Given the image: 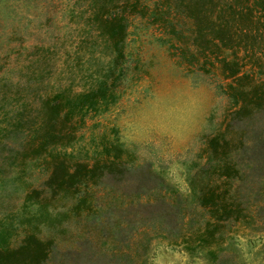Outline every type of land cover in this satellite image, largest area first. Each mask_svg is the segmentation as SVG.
Listing matches in <instances>:
<instances>
[{"label": "trees", "instance_id": "1", "mask_svg": "<svg viewBox=\"0 0 264 264\" xmlns=\"http://www.w3.org/2000/svg\"><path fill=\"white\" fill-rule=\"evenodd\" d=\"M68 16L77 38L63 50L55 85L43 88L53 49L38 44L22 64L24 77L0 81L6 87L0 90V188L17 182L23 191L20 202L0 215V264H137L157 233L188 254L200 252L214 261L231 237L225 228L230 221L264 234V126H251L249 132L230 121L207 137L202 161L188 177L190 202L201 211L196 223L188 220L181 227L185 197L173 192L172 200L160 193L140 207L122 204L107 229L94 228L110 237L104 251L100 237H76L60 247L54 236L40 233L41 227L57 228L61 217L89 213L87 186L119 183L122 193L132 195L150 178L142 165L126 163L116 147L110 152L102 146L103 157L90 162L68 160L84 114L117 98L130 17L145 18L173 36L175 55L184 63L229 80L225 90L236 103L233 118L264 109V0H72ZM81 68L84 81L75 89ZM35 166L46 174L39 187L22 178L26 167ZM10 168L18 173L8 177L4 173ZM68 196L75 200L53 210L52 201ZM148 219L156 220L152 228ZM88 227L84 224V231ZM123 231L133 236L122 238Z\"/></svg>", "mask_w": 264, "mask_h": 264}, {"label": "rangeland", "instance_id": "2", "mask_svg": "<svg viewBox=\"0 0 264 264\" xmlns=\"http://www.w3.org/2000/svg\"><path fill=\"white\" fill-rule=\"evenodd\" d=\"M71 3L72 0H0V81L5 80L4 83L9 84L19 80V77H24L22 74L25 67H22V64L28 61L31 46L38 44L50 45L53 49L49 58L51 73L48 79L43 78V88L57 83L58 72L63 67V50L70 49L77 38L75 24L71 23L68 16ZM175 44L173 36L161 32L145 18H129L123 47L125 73L118 81L117 98L106 108L89 110L84 114L68 160L90 162L93 156L103 157L102 146H106L110 152L112 147H116L126 163L142 165L150 178L141 180L143 185L132 195L122 193L119 183L114 188L103 184L87 186L85 191L91 201L89 213H71L59 219L57 228H40V233L54 236L57 246H68L76 237H100L99 242L103 241L100 250L104 251V248L111 245L110 237L98 233L95 229H107L116 219L121 205L127 201L138 203L137 206L140 207L139 204L153 201L160 193L165 200H172L173 192L185 197L181 227H185L188 220L196 223V220L200 219L201 211L190 202L187 193L188 177L202 161V148L205 147L207 137L229 121L236 128L249 129V132L251 126H264V109L255 112L252 117L245 115L240 119L233 118L232 111L236 103L225 90V84L229 80H222L217 74L210 75L184 63L175 55ZM82 73L81 68L75 76V89L82 87ZM193 80L202 85L207 98V112L197 132L183 145L175 144L157 133L149 137L147 142L151 154L141 148L138 158L135 151L122 142V121L141 123L149 119L154 113L157 99L163 101L187 90ZM20 82L23 83L24 80ZM241 82L246 81L243 79ZM41 85L42 83L38 87ZM5 88L0 87V90ZM68 150L70 149L67 148ZM145 157H149L151 163L144 162ZM169 166L173 169L174 183L169 181L167 175ZM16 173L18 172L15 168H10L4 174L9 177ZM45 175L37 166L26 167L22 178L26 179L29 185L39 187ZM82 192L83 189L79 190L78 194L81 195ZM22 193L17 182L0 188V215L12 205H17ZM74 200L75 197L70 196L58 198L52 201V208L63 209ZM157 204L164 205L162 201H157ZM145 222L148 228L156 224V220L152 219ZM84 224L89 226L85 231ZM225 228L230 229L228 233L231 237L225 239L226 248L219 252L218 259L214 261L205 258L200 252L188 254L180 245L169 243L168 236L157 233L149 239L144 260L137 264H264V236H260L264 234L250 231L242 224L232 221L227 223ZM153 232L154 230L151 233ZM20 234V231L16 232L11 237L13 241H16ZM124 235L125 239L133 236L123 231L121 237Z\"/></svg>", "mask_w": 264, "mask_h": 264}, {"label": "clouds", "instance_id": "3", "mask_svg": "<svg viewBox=\"0 0 264 264\" xmlns=\"http://www.w3.org/2000/svg\"><path fill=\"white\" fill-rule=\"evenodd\" d=\"M207 112V98L196 80L185 91L175 94L163 101L157 99L154 113L141 123H121L122 142L132 148L137 157L141 148L149 151V137L160 133L165 139L173 143L183 145L197 132ZM144 162L151 163L149 157ZM167 175L170 182L174 183L175 176L171 166Z\"/></svg>", "mask_w": 264, "mask_h": 264}]
</instances>
